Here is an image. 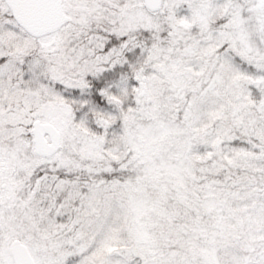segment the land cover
<instances>
[{
  "label": "rangeland",
  "instance_id": "obj_1",
  "mask_svg": "<svg viewBox=\"0 0 264 264\" xmlns=\"http://www.w3.org/2000/svg\"><path fill=\"white\" fill-rule=\"evenodd\" d=\"M59 11L0 0V264H264V0Z\"/></svg>",
  "mask_w": 264,
  "mask_h": 264
},
{
  "label": "water",
  "instance_id": "obj_2",
  "mask_svg": "<svg viewBox=\"0 0 264 264\" xmlns=\"http://www.w3.org/2000/svg\"><path fill=\"white\" fill-rule=\"evenodd\" d=\"M12 11L13 18L19 26L32 36H43L57 29L59 0H4ZM150 10H157L161 0H144ZM35 143L38 152L49 155L55 151V146L46 142L40 126L34 129ZM14 264H35L27 247L15 243L12 247Z\"/></svg>",
  "mask_w": 264,
  "mask_h": 264
}]
</instances>
